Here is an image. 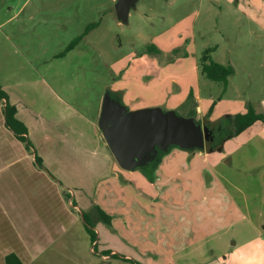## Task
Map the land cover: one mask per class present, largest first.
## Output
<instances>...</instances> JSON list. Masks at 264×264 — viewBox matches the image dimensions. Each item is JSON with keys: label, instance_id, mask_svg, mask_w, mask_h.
Here are the masks:
<instances>
[{"label": "rangeland", "instance_id": "rangeland-1", "mask_svg": "<svg viewBox=\"0 0 264 264\" xmlns=\"http://www.w3.org/2000/svg\"><path fill=\"white\" fill-rule=\"evenodd\" d=\"M114 3L0 0V84L21 110L26 152L40 158L32 155V169L22 168L0 193V203L17 204L22 234L40 245L25 264H196L255 229L264 233V123L239 133L227 125L249 105L264 113V0H138L127 23L117 20ZM212 46V59L233 68L225 89L199 68ZM107 90L129 109L158 106L202 123L225 121L221 144L202 150L212 153L193 160V172L180 168L166 187H180L182 208L193 218L211 216L208 227L229 220L225 232L187 249L160 250L156 204L163 195L129 183L97 125ZM191 150L199 149L170 146L160 155L173 161ZM137 169L155 179L154 162ZM15 231L0 214V264L1 253L19 242ZM46 234L50 241L39 242Z\"/></svg>", "mask_w": 264, "mask_h": 264}, {"label": "crops", "instance_id": "crops-1", "mask_svg": "<svg viewBox=\"0 0 264 264\" xmlns=\"http://www.w3.org/2000/svg\"><path fill=\"white\" fill-rule=\"evenodd\" d=\"M0 85L6 92L4 86L2 84ZM7 98L11 104L16 106V115L20 119L19 114L21 113V110L18 107L17 102L15 101L16 98H13V100H11L8 95ZM5 102V99L0 100V193L2 192L5 184H13L15 179H20L19 176L22 168L23 170L21 171V173L25 172V169H32L33 155L32 152H26L25 143L27 142V140L25 139V141H22L21 139L16 137L12 129L6 125L4 111ZM199 109V105L195 107V114H199ZM23 135L27 136L26 133H23ZM201 151L202 150H196L187 154H182L181 156H177L178 158L174 159L173 161H170V159L167 158L166 154L168 155L169 153L165 152L162 156L156 158V160L153 161L156 165L154 180L152 176L150 177L145 175L147 169L143 170L145 174H143L138 169L130 171L128 170V175L130 177L128 178L129 183L135 180L136 183L141 184L143 187H149L151 193L155 194L156 192V194H158V199H160V197L163 195V197L161 198L162 201L157 202L156 204V213L158 220L157 223H159V248L163 252H168L167 250H169L170 248L169 245H171V247L173 246L172 249L175 250L187 249L190 246L197 244L198 240L212 237L213 234H216L214 232H225V226H230L229 224L226 225L229 220H226V222L222 223L224 218L221 217L223 219H218L216 221V226L212 228L208 227L213 223V220H211V216L204 218L207 215L203 217L199 212L200 219L197 220L191 216V214L195 215V212H192L188 206V209L182 208V202L179 194L180 187L172 186L168 189L166 188L169 181H171L175 176L183 174V172L181 171L183 169L180 170V168H183V166L187 167L188 165L189 171L193 172L194 164L192 163V161H197L199 157L204 158V156L206 157L212 153L210 152L206 154L205 152L203 153ZM35 155L36 154L33 155L34 158ZM171 163L173 165L171 167H168ZM197 171H200V169H198ZM159 184H162L163 186H160ZM185 195L188 198L189 190L185 191ZM155 199L156 198L152 195L150 196L148 201L149 203H154ZM189 202L190 200H186L187 205H189ZM0 205L2 206L0 207V214L4 215L7 221L10 222V225L16 228L17 232L15 231L13 233L16 234V236L19 238V242L17 245H12L10 249L1 253L3 261L5 255L13 252L25 264L24 261H26V257L29 256L31 252L37 250L40 245L39 243L35 242L36 239L33 238V235L25 236V234H22L21 229L23 228L22 226H25V224H22L21 219L18 218L19 213H14V208H17V204L14 202L5 203L3 201L0 203ZM4 209H7L6 213H3ZM228 209L229 207L226 206L223 215L227 213ZM186 210L187 212H185ZM208 214L210 215L211 212L209 211ZM181 220H184L185 222L183 228L180 225ZM4 221L5 220L3 218L1 222ZM198 230L202 231L203 234L198 236ZM50 238L51 235L46 234V239L38 240L39 242L41 240L50 241ZM172 238L174 242L170 243V240ZM241 240V242L236 239L233 241L232 244L233 246H235L233 249H229L225 253L211 255L212 257L206 260L199 261L196 264H264V233L260 229H255V233L252 237ZM34 246L35 248H33ZM39 250H41V248ZM169 264H171V261Z\"/></svg>", "mask_w": 264, "mask_h": 264}, {"label": "water", "instance_id": "water-1", "mask_svg": "<svg viewBox=\"0 0 264 264\" xmlns=\"http://www.w3.org/2000/svg\"><path fill=\"white\" fill-rule=\"evenodd\" d=\"M137 1L115 0L120 23L128 22L129 11ZM97 125L115 161L125 170L147 167L170 146L210 150L215 141L213 130L194 117L158 106L129 109L108 90L101 100Z\"/></svg>", "mask_w": 264, "mask_h": 264}, {"label": "trees", "instance_id": "trees-1", "mask_svg": "<svg viewBox=\"0 0 264 264\" xmlns=\"http://www.w3.org/2000/svg\"><path fill=\"white\" fill-rule=\"evenodd\" d=\"M96 25H97V22H92V23L88 24L86 26V28L84 29V31L80 35L75 37L69 43L66 50L69 51V50L73 49L74 46L88 33V31L90 29H92L93 27H95ZM215 48H216L215 46L206 48L202 52V55L200 56V58L198 60V64H199V68H200L202 75H204L209 80L223 84L224 89H225V87L227 85L228 76L233 72V68L230 65H223V64L216 62L215 60L212 59L211 52L213 50H215ZM2 99L6 100L5 106H4L6 125L12 129V131L14 132L16 137H18L22 141H25L26 138L23 135V133H26V127L23 125V123L21 121H19L17 119L16 107H15V105L11 104L8 101L7 93L4 91V89L0 85V100H2ZM256 121H261L264 123V113L256 111V109L252 105H249L247 107V110L245 113L237 114V115L227 119V123H228L227 125H228V127L232 128V133H239V132L243 131L244 129L248 128L249 126H251ZM203 123H205L207 125H213V126L222 125L221 129H220L221 141L219 142L221 144V142L223 141V138H222V136H223V123H225V121L218 120L215 122L207 121V122H203ZM226 129L227 128H225V130ZM230 132H231V130H230ZM25 145H26V147H29L28 142H26ZM160 153H161V151L158 153V158L161 156ZM39 159L40 158H38L35 155V161L40 162ZM99 212L101 213V215L106 220H107V218H109V216L105 212H103L102 210H100ZM88 231L91 235L92 242H93L95 240V233H93L90 229H88ZM113 255H115V254L113 253ZM122 259L129 261V259L125 258V257H122ZM4 262H5V264H24L21 261V259L13 252L5 255Z\"/></svg>", "mask_w": 264, "mask_h": 264}, {"label": "flooded vegetation", "instance_id": "flooded-vegetation-1", "mask_svg": "<svg viewBox=\"0 0 264 264\" xmlns=\"http://www.w3.org/2000/svg\"><path fill=\"white\" fill-rule=\"evenodd\" d=\"M203 124H205V123H203ZM205 125H207V124H205ZM209 126V128H211L212 130H213V132H212V135L214 136V142H212L211 143V145L213 144V143H215V144H219V142L221 141V139H220V129H221V126L222 125H216V126H213V125H208Z\"/></svg>", "mask_w": 264, "mask_h": 264}]
</instances>
